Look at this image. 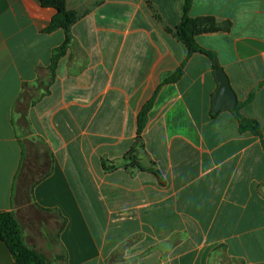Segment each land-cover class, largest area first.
<instances>
[{
  "label": "crops",
  "instance_id": "1",
  "mask_svg": "<svg viewBox=\"0 0 264 264\" xmlns=\"http://www.w3.org/2000/svg\"><path fill=\"white\" fill-rule=\"evenodd\" d=\"M65 1L79 18L52 77L66 36L45 31L55 11L0 0V212L14 213L24 244L49 264H264V0L190 9L231 22L196 41L260 137L212 112L210 60L166 32L183 0ZM150 100L144 170L125 168ZM0 264H14L2 242Z\"/></svg>",
  "mask_w": 264,
  "mask_h": 264
},
{
  "label": "trees",
  "instance_id": "2",
  "mask_svg": "<svg viewBox=\"0 0 264 264\" xmlns=\"http://www.w3.org/2000/svg\"><path fill=\"white\" fill-rule=\"evenodd\" d=\"M193 0H183L181 5V20L174 28H166V32L176 38L187 49L188 54L200 53L208 57L211 62L212 70L220 68L217 57L203 49L196 41L199 35L214 34L218 32L227 33L231 30V22H217L213 16L191 17L190 9ZM42 8H49L55 11L46 32H52L61 29L65 32V40L63 44L55 50L51 64L49 67L50 74L53 77L58 60L65 54L69 45L70 27L78 20L79 16L76 12L69 11L66 7L65 0H38ZM181 75L180 70L176 71L167 82H174ZM153 100L148 101L140 110L136 123V138L134 146L124 156L125 168H137L140 171L144 169L140 166V158L138 150L143 149L142 132L144 130L147 116L152 108ZM238 123L239 134L250 133L254 136H261L260 124L253 120L242 116L236 107L232 111ZM114 167L110 168L113 169ZM156 177L159 184H163V179L159 171L149 169ZM0 242L4 244L8 252L13 258L14 264H49L44 256L36 252L34 249L27 247L22 239V229L20 224L12 212H0ZM108 264H119L112 257Z\"/></svg>",
  "mask_w": 264,
  "mask_h": 264
},
{
  "label": "water",
  "instance_id": "3",
  "mask_svg": "<svg viewBox=\"0 0 264 264\" xmlns=\"http://www.w3.org/2000/svg\"><path fill=\"white\" fill-rule=\"evenodd\" d=\"M214 75L218 87L212 96V112L217 114L223 110H235L238 105V99L227 74L220 67L214 71Z\"/></svg>",
  "mask_w": 264,
  "mask_h": 264
},
{
  "label": "rangeland",
  "instance_id": "4",
  "mask_svg": "<svg viewBox=\"0 0 264 264\" xmlns=\"http://www.w3.org/2000/svg\"><path fill=\"white\" fill-rule=\"evenodd\" d=\"M117 260V259H116ZM118 263H120V261L117 260Z\"/></svg>",
  "mask_w": 264,
  "mask_h": 264
}]
</instances>
